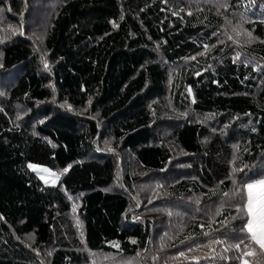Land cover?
<instances>
[{"label":"trees","instance_id":"16d2710c","mask_svg":"<svg viewBox=\"0 0 264 264\" xmlns=\"http://www.w3.org/2000/svg\"><path fill=\"white\" fill-rule=\"evenodd\" d=\"M0 93V264H264V0H0Z\"/></svg>","mask_w":264,"mask_h":264},{"label":"snow or ice","instance_id":"6c2138e0","mask_svg":"<svg viewBox=\"0 0 264 264\" xmlns=\"http://www.w3.org/2000/svg\"><path fill=\"white\" fill-rule=\"evenodd\" d=\"M20 34L23 35L24 33L21 31ZM229 39H231V37H229ZM45 68L46 69L48 68L47 62H45ZM2 94L3 93H0V95ZM29 167L35 168L36 166L30 164ZM64 171L67 172L68 169L66 168ZM257 185L264 186V179L256 181L255 184L253 183L246 184V188L248 189L247 213L249 219L247 220V223L244 225V228H242L241 231H244V229L246 228L251 241H253L255 244H258L261 249H264V201H261L258 208H254L253 198H252V190ZM237 191H241V190L238 189ZM225 195H227V193ZM69 198L71 199V197ZM238 211L241 212V214H243L244 209L241 207L238 209ZM133 243H135V241H133ZM214 243H222V241L217 240L214 241ZM244 243L245 241L241 239L240 243L234 245V247L239 249L240 244H244ZM116 246L118 247V245ZM253 254L254 253L250 251L245 253V255H253ZM181 255H183V253H181ZM243 264H248V262L245 260Z\"/></svg>","mask_w":264,"mask_h":264},{"label":"rangeland","instance_id":"374dc122","mask_svg":"<svg viewBox=\"0 0 264 264\" xmlns=\"http://www.w3.org/2000/svg\"><path fill=\"white\" fill-rule=\"evenodd\" d=\"M11 77L12 76H10L9 78H11ZM5 81L6 80L4 79L2 82L4 83ZM158 131L161 132V133H163V132L166 133L169 130H167L166 128H163V129L160 128ZM125 155H126V157H125ZM122 161H123V164H126V166L128 164L132 163V161L130 160V157L127 154L123 155V158L121 159V162ZM29 165H28V168L41 180V182L43 184H45L47 186H56L58 184V178H57L58 176L55 173H53L52 171H50L49 169H47L45 167H42V166H39V165H35L36 166L35 168H30ZM31 165H34V164H31ZM261 179H263V178H256V179L250 181L249 183L255 184L256 181H259ZM245 192H246L245 211H246V218H247L246 219V223H247V220L249 219V217H248V213H247L248 189L246 188V186H245ZM252 198H253V206H254V208H258L260 203H261V201H264V186L257 185L256 187H254L253 190H252ZM256 246L264 254V249H261L258 244H256ZM244 261L245 260H243L241 262V264H243Z\"/></svg>","mask_w":264,"mask_h":264},{"label":"bare ground","instance_id":"6f19581e","mask_svg":"<svg viewBox=\"0 0 264 264\" xmlns=\"http://www.w3.org/2000/svg\"><path fill=\"white\" fill-rule=\"evenodd\" d=\"M6 43V42H5ZM3 68V67H2Z\"/></svg>","mask_w":264,"mask_h":264}]
</instances>
